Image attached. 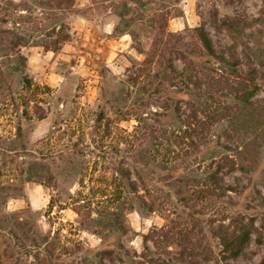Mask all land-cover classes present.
<instances>
[{
    "label": "rangeland",
    "instance_id": "374dc122",
    "mask_svg": "<svg viewBox=\"0 0 264 264\" xmlns=\"http://www.w3.org/2000/svg\"><path fill=\"white\" fill-rule=\"evenodd\" d=\"M199 26L230 73L254 79L251 102L262 106L264 0H0V264H181L174 239L184 235L211 251L197 264H264V133L254 162L225 177L243 193H196L183 181L202 178L212 148L196 154L177 135L201 99L164 84L171 108H158L140 70L161 40L152 69L171 62L180 71L181 54L198 51ZM218 102L210 114L231 107L224 115L251 131L252 109ZM229 117L210 128L222 147L233 146ZM119 170L128 177L119 181ZM105 179L122 193H98ZM236 214L253 219L256 233L223 260L211 232ZM161 227L178 234L156 240Z\"/></svg>",
    "mask_w": 264,
    "mask_h": 264
},
{
    "label": "trees",
    "instance_id": "16d2710c",
    "mask_svg": "<svg viewBox=\"0 0 264 264\" xmlns=\"http://www.w3.org/2000/svg\"><path fill=\"white\" fill-rule=\"evenodd\" d=\"M228 21V27H231L232 20L229 19ZM222 22L224 23L225 21L222 20ZM163 30L164 28L162 26V33ZM193 37L196 44H198V51L191 53L193 56L190 55L191 57L189 58L186 57L185 54H181V60L184 65L180 71L176 70L171 62L167 65L160 63L159 69L155 71L152 69L155 63V57L161 56L156 53V50H158L161 45V40H156L154 42V47L156 49L150 55L147 54L145 56V59L140 63V66H142L140 70L141 73L146 72V74L150 75L153 79V82L150 83L154 86L151 91V99L155 98L152 99V101L154 104H158L155 105L158 108H171V105L167 102L173 98L168 97V95L163 96L164 84H169L171 87L178 86L182 88V91L179 90L176 91V93L183 94V96L187 97L190 96V93H188L190 87L197 91V96L201 101L196 103V105H190L191 107L195 106V108L192 109L191 114L185 116L183 120V129H181L177 136L180 139L179 143L181 145L191 147L195 150L196 154L202 153V149H199L200 147L212 148V151L209 157L210 162L201 173L202 178L192 181L185 180L183 181V185L188 186L189 182H191V185L197 189L196 193H215L214 195L220 199L227 193L244 192L243 187L239 185L232 186L227 184L225 177L235 172H244L245 168L243 164L246 161L252 162L253 156L257 154L258 145L261 142L259 139L264 133L260 130L261 124L264 121V104L253 108L251 100L256 96L258 90L257 85L254 83V79L252 77L243 78L236 76V71L230 73L231 71L226 69L228 62L215 51L209 35L203 26L193 29ZM15 45H18V43H14V46ZM213 61L219 62L221 65L216 67ZM177 80H179V84L174 83ZM23 86L27 90L33 91H38L40 88L39 85H32L31 81L26 78H24ZM203 87L205 91H203ZM220 100L227 103L228 101L231 102L234 100L236 103H233V106L235 105L233 108L238 111H242L240 109L243 108L252 109L251 121L249 122L251 126L250 132L240 133L242 125L240 117L234 116V114L231 115V117H229L230 115L227 117L224 115V111L228 113L231 107L225 106L224 108H220L218 106L215 115L210 114L209 108H211L212 104L219 103L218 101ZM173 110L179 113L178 103L174 105ZM228 117L231 130L225 132L224 138L233 146L222 147L218 140L211 141L210 137L215 135L210 134V128L216 122L226 120ZM244 118L245 117H243V120ZM165 133L168 132L166 131ZM171 135H173V133H171ZM188 139L190 142L186 144L185 141ZM217 147H221L225 150L227 149L231 154L229 155L217 151ZM177 158L179 157H176L174 160L175 162ZM174 170H176V172H182L184 167L178 165ZM118 172L119 181H122L125 176L128 177L127 172L126 175L122 170ZM130 190L132 193H139L137 191V186L133 183H130ZM98 193H122V189L120 183H117L115 179H113L111 183L107 182V179H105ZM221 228L223 229L222 232L220 230V232L212 231L210 238L217 240L216 245L219 248L220 258L223 260H233L241 255L249 237L256 233L254 220H246L241 214L230 217L227 226L224 227L220 225L219 229ZM177 232H175L174 227H161L154 232V235H156L154 238L156 240H168L172 236L177 235ZM256 243L260 244L259 237L256 239ZM174 244L178 250L174 252L173 256L175 260L181 264H197L196 262L206 263L210 260L209 255L211 251L206 249V246L201 243H192L191 239L186 235L181 236L179 239H174ZM196 259H199V261H196Z\"/></svg>",
    "mask_w": 264,
    "mask_h": 264
}]
</instances>
